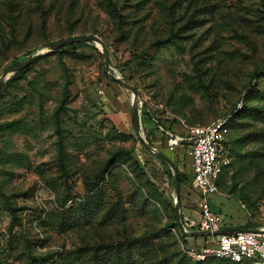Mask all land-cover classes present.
<instances>
[{"label":"rangeland","instance_id":"rangeland-1","mask_svg":"<svg viewBox=\"0 0 264 264\" xmlns=\"http://www.w3.org/2000/svg\"><path fill=\"white\" fill-rule=\"evenodd\" d=\"M113 1L121 26L108 0H0V78L54 43L99 39L45 54L3 84L0 264H195L183 251L196 244L188 218L198 219L188 147L177 170L145 142H156L154 120L187 130L240 102L233 162L211 204L223 229H264V0ZM113 84L121 93L107 94Z\"/></svg>","mask_w":264,"mask_h":264},{"label":"built area","instance_id":"built-area-1","mask_svg":"<svg viewBox=\"0 0 264 264\" xmlns=\"http://www.w3.org/2000/svg\"><path fill=\"white\" fill-rule=\"evenodd\" d=\"M243 109L240 102L232 113L213 120L206 125L187 127L184 134L166 131L161 122L156 121L169 152L180 147H188L192 160L193 183L197 194L196 205L200 212V229L215 233L223 230L222 219L212 209L211 197L219 193V179L233 162L229 144L232 117ZM191 226L197 224L191 221ZM260 232H242L212 235V241L202 247H184L188 260L207 263L211 260L228 261L236 264H264V229Z\"/></svg>","mask_w":264,"mask_h":264},{"label":"crops","instance_id":"crops-1","mask_svg":"<svg viewBox=\"0 0 264 264\" xmlns=\"http://www.w3.org/2000/svg\"><path fill=\"white\" fill-rule=\"evenodd\" d=\"M106 87H107L106 88L107 94L121 93V89L122 88L120 86L116 85V84L108 85ZM101 93H103V95L105 94V92L102 91V90H101ZM104 100L106 101V99H104ZM107 106L109 107V104H106L105 105V113L107 114L106 117L108 119H110L115 126L121 128V131L127 132L128 128H129V122L127 121V118L125 119L124 116L123 117H121V116H114V115L112 116L109 113V109H108ZM161 126L166 131H171V132H174L176 134H184L187 131L186 130L185 123L180 124V123H173V122H170V121H165V122H161ZM156 130H158V131H156ZM156 130L154 129V131H153L154 132L153 135L155 137L156 142L154 143V145L151 144L152 147L154 149H156L157 151H159L160 153L165 154L171 160L172 165H170V164L167 163L168 165H170L171 167L175 166L177 168V170H179V169L181 170V166H184L185 165V162H184L185 156H184L183 150L179 148L175 152H169L168 149H167L165 140L162 137V134H161L160 129H158V127H157ZM158 132L160 134H158ZM187 160H188L187 168L188 169H191L192 180H193L192 160H191L190 157L187 158ZM162 162H164V161H162ZM187 171H189V170H187ZM176 173L178 174V172H176ZM193 186H194V183H193ZM194 192H195V197H196V201H197V194H196L195 188H194ZM196 208H197V205H196ZM194 213H196L198 215V219L197 218H194V214H191L189 216L191 218H188V219H189L190 222L192 221V222H195L197 224V226L195 227V230H192V231H186V230H184V231H185V235H186V237H187L188 240H195V243L196 244L193 247L198 248V247H202V246L206 245L207 243H210L212 241V235H209L208 232L201 231L200 226H199L200 225V222H201L200 212L197 210ZM180 223H181V220H180ZM181 226H182V228H184L182 223H181ZM227 229H229V228H227ZM232 229H233V227H232ZM201 233H206V234L201 235ZM211 261L214 262V261H221V260H211ZM243 264H245V263H243ZM246 264H250V263L247 262Z\"/></svg>","mask_w":264,"mask_h":264},{"label":"water","instance_id":"water-1","mask_svg":"<svg viewBox=\"0 0 264 264\" xmlns=\"http://www.w3.org/2000/svg\"><path fill=\"white\" fill-rule=\"evenodd\" d=\"M88 43V42H97L99 43V39L93 36H86V37H71L65 40H62L60 42L54 43L51 47L47 48L46 51L42 54H36L35 56L29 58L28 60H25L23 62H20L19 64L11 67L9 70H7L0 78V87L4 84V82L8 79L9 75L12 74H17L21 71H23L24 69L28 68L29 66L33 65L40 57H42L45 54H48L50 52H55L57 50H59L60 48L70 45V44H74V43ZM103 53V57L105 60V68L106 71L109 72V66H110V61H109V55L108 52L106 50L102 51ZM109 74V73H108ZM109 78L111 80H113L114 82H117L118 84H120L121 86H124L125 88H127L128 90L133 92V88L132 86L125 80H122L120 78H118L117 76L113 75V74H109ZM133 121L135 124V128L137 131H139V114H138V110L136 108V104L133 106ZM146 147L148 148V150H150L157 158H159L160 160L172 165L171 160L165 155L160 153L159 151H157L156 149H154L152 147L151 144H149L148 142H145ZM175 185H176V196L178 199H180V182H179V177L178 174H175ZM179 208L180 206H177V212H179ZM242 232H255L258 233L260 231L258 230H249L243 227H238V228H233V229H223L221 231L215 232L213 234L208 233L209 235H219V234H233V233H242ZM206 233H201V235H204Z\"/></svg>","mask_w":264,"mask_h":264},{"label":"trees","instance_id":"trees-1","mask_svg":"<svg viewBox=\"0 0 264 264\" xmlns=\"http://www.w3.org/2000/svg\"><path fill=\"white\" fill-rule=\"evenodd\" d=\"M108 2H109V6H110V8H111V11H112L113 15L116 17V19H117L119 25H120V26L123 25V24H124V16H123V14L121 13V10L118 8L117 3H116L115 1H113V0H108ZM32 66H33V65H31V66H29L28 68L24 69L23 71H21V72L15 74V75H14V80L17 79V78H19V77H21V76L24 75L26 72L30 71L31 68H32ZM14 80H12V82H13ZM8 84H10V82L7 83L6 85H2V86L0 87V92L3 91V90H5V87H7ZM244 106H245V105H244ZM241 111H242V110H241ZM239 113H240V112H239ZM239 113H238V114H239ZM148 114H149V113H147V115H148ZM238 114H237V115H238ZM149 115H150V114H149ZM149 115H148V117H149ZM236 117H238V116H236ZM150 118H151V117H150ZM235 119H236V118H235ZM235 119L231 121L230 129L232 128V125H233ZM232 143H233V142L231 141V134H230V136H229V144H230V146H231V149H232ZM231 165H232V164H231ZM230 167H231V166H230ZM228 169H229V168H228ZM224 173H225V172H224ZM224 173H223V174H224ZM223 174H222V175H223ZM179 181H180V183H182L181 179H180ZM218 185H219V187H220V183H219ZM246 229H247V228H246ZM184 258L187 259L186 256H184ZM187 260H188V259H187ZM210 262H212V261H209V262L204 263V264H208V263H210ZM195 264H202V263H195Z\"/></svg>","mask_w":264,"mask_h":264}]
</instances>
